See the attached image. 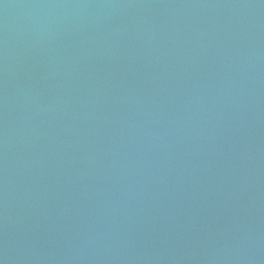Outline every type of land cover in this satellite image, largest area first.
Returning <instances> with one entry per match:
<instances>
[{"label":"water","instance_id":"water-1","mask_svg":"<svg viewBox=\"0 0 264 264\" xmlns=\"http://www.w3.org/2000/svg\"><path fill=\"white\" fill-rule=\"evenodd\" d=\"M0 264H264V0H0Z\"/></svg>","mask_w":264,"mask_h":264}]
</instances>
